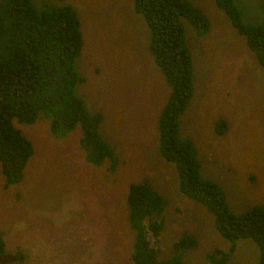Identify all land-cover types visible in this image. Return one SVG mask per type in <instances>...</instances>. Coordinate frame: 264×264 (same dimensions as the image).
<instances>
[{
    "label": "rangeland",
    "instance_id": "1",
    "mask_svg": "<svg viewBox=\"0 0 264 264\" xmlns=\"http://www.w3.org/2000/svg\"><path fill=\"white\" fill-rule=\"evenodd\" d=\"M189 1L207 18V29L200 34L183 23L192 86L177 117L178 136L190 141L199 174L237 213L264 204V68L213 0ZM239 1L243 22L263 16L264 0ZM32 2L73 6L81 34L74 91L89 113L101 114L98 132L118 163L114 170L107 160L88 164L79 129L53 137L41 113L30 124H15L32 154L17 183L6 184L0 169L4 256L23 264H133L136 229L127 219V190L145 180L165 200L158 260L170 258L173 242L186 234L194 245L177 250L180 264H208L206 257L220 250L221 264H256V244L222 237L212 212L180 192L174 166L158 154L157 117L170 88L149 54L147 27L133 0ZM220 119L222 133L216 132Z\"/></svg>",
    "mask_w": 264,
    "mask_h": 264
},
{
    "label": "trees",
    "instance_id": "2",
    "mask_svg": "<svg viewBox=\"0 0 264 264\" xmlns=\"http://www.w3.org/2000/svg\"><path fill=\"white\" fill-rule=\"evenodd\" d=\"M213 2L244 37L264 68V14L246 23L235 0ZM42 7L47 8H37L32 0H0V169L6 184L20 181L22 169L32 154L30 142L15 124H30L39 113L49 117V132L53 137L79 129V142L85 149L87 163L100 165L107 160L108 170H114L118 163L113 147L98 132L101 114L89 113L83 99L74 91L81 81L74 68L81 34L73 6L51 3ZM133 9L145 22L149 54L170 88L157 117L158 154L174 166L180 177V192L212 212L218 233L230 241L250 238L259 251L256 264H264V204L255 203L247 210L231 212L220 188L199 174L190 141L178 136L177 117L190 98L192 86L183 29L189 24L198 33H204L207 18L189 0H133ZM217 124L215 131L222 133L223 120ZM126 203L127 219L136 229L130 261L180 264L177 250L193 246L192 236H179L166 260H158L154 249L143 239L146 227L152 235H159L165 206L163 196L145 180L132 182ZM232 249L233 245L229 251ZM4 251L2 244L0 253ZM220 251L207 256V263L221 264L224 255Z\"/></svg>",
    "mask_w": 264,
    "mask_h": 264
},
{
    "label": "flooded vegetation",
    "instance_id": "3",
    "mask_svg": "<svg viewBox=\"0 0 264 264\" xmlns=\"http://www.w3.org/2000/svg\"><path fill=\"white\" fill-rule=\"evenodd\" d=\"M158 236L159 235H152V231L148 230L147 227L145 228V230L143 232L144 241L147 242L148 247H151L154 249V253H155V249L158 248V244H157V242L159 241ZM5 257H7V258H5ZM0 264H23V263L17 257H13L11 255L4 256V252H2V253H0Z\"/></svg>",
    "mask_w": 264,
    "mask_h": 264
}]
</instances>
